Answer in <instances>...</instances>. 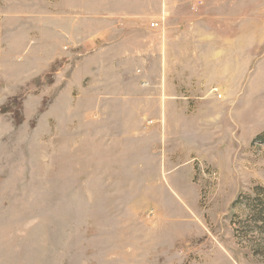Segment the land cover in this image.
<instances>
[{
	"label": "rangeland",
	"instance_id": "rangeland-1",
	"mask_svg": "<svg viewBox=\"0 0 264 264\" xmlns=\"http://www.w3.org/2000/svg\"><path fill=\"white\" fill-rule=\"evenodd\" d=\"M263 133L264 0H0V264H264Z\"/></svg>",
	"mask_w": 264,
	"mask_h": 264
},
{
	"label": "crops",
	"instance_id": "crops-1",
	"mask_svg": "<svg viewBox=\"0 0 264 264\" xmlns=\"http://www.w3.org/2000/svg\"><path fill=\"white\" fill-rule=\"evenodd\" d=\"M149 76H150V74H149ZM164 76H165V71L163 70V78L160 79L161 86L163 88L170 87L171 86L170 82L168 81V79L164 78ZM140 79H141V74H138L134 70V72L128 73V76L126 79H122L121 81L116 80L113 84H110L109 82H102L103 84H105V85L102 84V86H106V84H107V87L118 88L119 90L124 89L126 91L125 86L128 84L130 87H133V86L136 87L138 92H142L141 87L143 88V85L140 84ZM188 82H189L188 86H191V84H193V83L195 84L197 82V78L193 79L191 77L188 79ZM145 90L148 91L147 88ZM109 91H110V89H109ZM171 92L172 91L170 90V93ZM166 93H167V91H166ZM178 93H179V90H178V87L176 86V111L178 110L177 108L186 107V105L188 104V102L186 100H184V101L181 100L180 95H178Z\"/></svg>",
	"mask_w": 264,
	"mask_h": 264
},
{
	"label": "trees",
	"instance_id": "trees-1",
	"mask_svg": "<svg viewBox=\"0 0 264 264\" xmlns=\"http://www.w3.org/2000/svg\"><path fill=\"white\" fill-rule=\"evenodd\" d=\"M258 140L264 143V133L257 137ZM251 207V206H250ZM253 208V221L258 231L264 234V200L261 203L252 206Z\"/></svg>",
	"mask_w": 264,
	"mask_h": 264
},
{
	"label": "built area",
	"instance_id": "built-area-1",
	"mask_svg": "<svg viewBox=\"0 0 264 264\" xmlns=\"http://www.w3.org/2000/svg\"><path fill=\"white\" fill-rule=\"evenodd\" d=\"M151 26H152V27H158V26H159V22H155V21H154V22L151 23Z\"/></svg>",
	"mask_w": 264,
	"mask_h": 264
}]
</instances>
